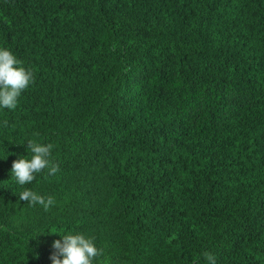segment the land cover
Returning a JSON list of instances; mask_svg holds the SVG:
<instances>
[{
  "label": "trees",
  "instance_id": "obj_1",
  "mask_svg": "<svg viewBox=\"0 0 264 264\" xmlns=\"http://www.w3.org/2000/svg\"><path fill=\"white\" fill-rule=\"evenodd\" d=\"M2 49L34 82L0 108V264L68 234L93 264H264V0H0ZM29 140L60 170L20 186Z\"/></svg>",
  "mask_w": 264,
  "mask_h": 264
},
{
  "label": "clouds",
  "instance_id": "obj_2",
  "mask_svg": "<svg viewBox=\"0 0 264 264\" xmlns=\"http://www.w3.org/2000/svg\"><path fill=\"white\" fill-rule=\"evenodd\" d=\"M19 61L9 50H0V108L14 110L17 107L18 98L34 82V74L19 66ZM7 127V121L4 122ZM28 151H31V159L20 158L13 162L12 180L20 186L31 184L37 174L48 170L49 176L59 172V165L54 164L51 157L52 144L41 145L34 140L27 141ZM19 199L35 206L39 204L44 211H49L55 204L51 196L45 198L36 192L26 189L19 195ZM63 242L57 240L52 247L55 250L50 259L52 264H93L97 256L103 255L98 250L93 239L86 238L83 234H68L62 236ZM208 264H216L215 257L210 253H203ZM62 257V259H61Z\"/></svg>",
  "mask_w": 264,
  "mask_h": 264
}]
</instances>
